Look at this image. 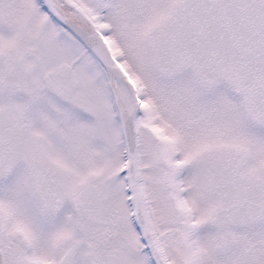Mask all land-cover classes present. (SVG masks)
I'll use <instances>...</instances> for the list:
<instances>
[{
  "label": "snow or ice",
  "instance_id": "snow-or-ice-1",
  "mask_svg": "<svg viewBox=\"0 0 264 264\" xmlns=\"http://www.w3.org/2000/svg\"><path fill=\"white\" fill-rule=\"evenodd\" d=\"M0 264H264V0H0Z\"/></svg>",
  "mask_w": 264,
  "mask_h": 264
}]
</instances>
